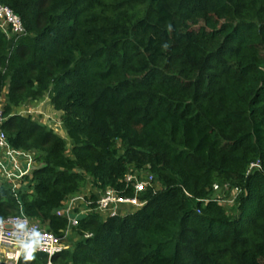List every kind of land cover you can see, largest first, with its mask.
<instances>
[{"label":"trees","instance_id":"16d2710c","mask_svg":"<svg viewBox=\"0 0 264 264\" xmlns=\"http://www.w3.org/2000/svg\"><path fill=\"white\" fill-rule=\"evenodd\" d=\"M0 1L27 31L0 30L1 128L40 164L18 189L0 179V221L62 236L67 199L144 171L146 205L82 216L54 262L264 264V0ZM46 98L65 138L28 113ZM215 185L241 193L226 207Z\"/></svg>","mask_w":264,"mask_h":264},{"label":"built area","instance_id":"2783aa9c","mask_svg":"<svg viewBox=\"0 0 264 264\" xmlns=\"http://www.w3.org/2000/svg\"><path fill=\"white\" fill-rule=\"evenodd\" d=\"M0 30L9 39L17 40L27 35L21 17L1 1ZM5 121L4 111L0 108V179L9 181L15 189H18L21 187L20 181L32 174L28 172L29 169L31 167L36 169L39 165L34 153L16 151L9 145L7 135L1 128ZM254 170H262L260 161L251 164L248 174ZM125 183L122 191L108 188L97 192L89 187L83 194L67 199L57 211L58 216L69 220V226L62 236L48 232L40 223L23 213L0 221V264H19L23 256L32 254H44L49 259L47 264H58L53 258L70 249L68 236L72 234L71 227L77 225L81 219L80 215L97 213L103 219L126 216L146 205V202L140 199L142 192L148 189L156 192L159 189L155 177L144 171H129L125 176ZM223 188L228 189L229 187L225 185ZM129 189L133 190V196L125 195L126 190ZM214 189H220V187L215 185ZM231 191L234 193H231L233 197L229 201L233 203L241 190L235 188ZM92 193L97 196L95 208L92 207L94 203Z\"/></svg>","mask_w":264,"mask_h":264},{"label":"rangeland","instance_id":"374dc122","mask_svg":"<svg viewBox=\"0 0 264 264\" xmlns=\"http://www.w3.org/2000/svg\"><path fill=\"white\" fill-rule=\"evenodd\" d=\"M4 101H5V97L3 99V103H4ZM27 109H29L28 113L34 114L36 119H40L42 122H44V123L48 124L49 126H51L52 128H54L55 131L60 133L62 136H65V133L61 129V125H60V116L59 115H61V113L54 110V108L51 105V102L48 98H46V100L44 102H42L40 105H38L34 108L29 107ZM12 167H13V164H12ZM23 167H25V166H23ZM34 170H35V168L31 167L28 172L31 173ZM214 190L216 191L215 196H217L219 199L222 200L221 203L223 205H225L226 207L228 205H230L231 202L229 201V199H231L233 197L232 194L234 193L230 190V188H228V189L220 188V189H214ZM80 216H83V215H80ZM75 238H76V236L72 235V234L68 236V244H69L70 248H72V246L75 244Z\"/></svg>","mask_w":264,"mask_h":264},{"label":"crops","instance_id":"0c3cea01","mask_svg":"<svg viewBox=\"0 0 264 264\" xmlns=\"http://www.w3.org/2000/svg\"><path fill=\"white\" fill-rule=\"evenodd\" d=\"M59 113H60V112H59ZM59 116L61 117V115H59ZM60 135H61V134H60ZM61 136H62V135H61ZM62 137H64V138H65V137H66V134H65V136H62Z\"/></svg>","mask_w":264,"mask_h":264}]
</instances>
